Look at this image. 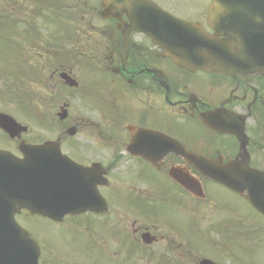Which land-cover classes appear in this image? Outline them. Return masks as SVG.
I'll return each instance as SVG.
<instances>
[{
    "label": "rangeland",
    "instance_id": "obj_1",
    "mask_svg": "<svg viewBox=\"0 0 264 264\" xmlns=\"http://www.w3.org/2000/svg\"><path fill=\"white\" fill-rule=\"evenodd\" d=\"M54 1L55 5H53ZM159 1L160 4L180 10L182 14L189 15L194 20L199 19L200 12L208 4V0H204V2L203 0ZM98 6L97 0H0V62L3 63L4 58L1 44L6 41L10 31L12 34L16 25L17 28L22 29V35L19 34L16 39L17 32L16 36H13L9 41H27L30 39L28 34H33L35 37L30 40L31 42H35L39 38L43 43L42 37L48 36L49 31L67 32L65 26L61 24L62 17H64L65 20H71L66 25L70 26L72 31L71 42L74 58L71 63H74L73 74L81 81V85L84 83L88 85L90 79L97 81L96 69L99 68L86 59L93 55L102 56L103 53L100 31L107 27L105 22L101 23L98 19L95 11V7ZM87 8L91 9L90 13ZM180 11L179 14H181ZM91 19L96 20L97 24L92 23L91 25ZM23 44L27 47V44ZM79 45H81V54L77 52ZM39 51L41 55L35 58L34 66H31L32 71L29 72L28 77L15 76L11 72L7 76L0 75L2 77L0 83L5 82L7 86L0 90L1 111L13 115L16 120L28 128V131H24L20 138H11L8 133L1 130L3 131L0 132L1 148L12 149L19 154L18 146L22 140L29 143H41L47 138L59 137L63 148L69 154H73L74 158L76 152L81 153V146L75 144L76 141H79L77 139L79 136L70 137L63 131V128L65 130L74 124L72 122H75L74 118L78 115V110L82 115L86 112L90 116L89 120L98 122L104 132L108 130L110 122L123 127L121 122L118 125L115 112L112 113V105L115 110L118 105H123L122 99H120L123 94L110 93V110L108 114L106 112L104 114L105 117L107 116L106 119L91 116L90 111L96 110L95 104L97 103L90 105L89 95L81 93L80 90L76 97L72 94V89L65 85L62 86L61 83L54 88L56 78H52L49 73L60 66L59 61L47 63L45 61L49 58L48 54L44 52L43 48H40ZM93 60L95 61V59ZM90 61L93 62L92 59ZM87 64L91 66L93 73ZM0 70H2L1 65ZM99 70L103 71V69ZM115 84L111 88H114ZM103 101H106V97ZM23 102L26 108L23 106ZM64 102L68 103L69 114L67 119L61 121L58 118V112L61 111ZM11 103L12 105H10ZM261 108L262 105L259 103L254 105L255 112L251 116L253 118L249 119L251 127L258 134L257 130L264 121ZM61 127H63L62 130ZM89 128L81 131V143L84 144L83 151L87 152V147L91 154V149L88 147L91 143L85 138H95L97 135L94 128ZM260 131L259 137L264 141V129ZM85 132L89 134L83 136ZM134 164L135 162L123 163L117 172L123 171L124 166H127L128 171V167L134 166ZM152 179L165 191L162 192L157 185L154 187V181L148 184L144 179L135 180L137 183L133 182V184L137 189H134L132 182L128 184L126 178L122 181L124 185L120 184L116 189L110 190V186L116 184L112 178V184L101 188L102 191H107L109 202H113L114 207L108 212L68 215L63 221L55 222L48 217L33 215L24 210L19 214L18 221L30 231L33 238L40 242L43 250V256H41L43 264H100L103 259L110 260L102 249L110 247L108 243L104 242L105 234L116 231L112 236L119 237L120 234L117 233L119 230L123 234L126 230H130L127 236L131 238L134 218L137 225L142 227L151 224L154 219L156 227L160 232L166 233L169 238L176 237L177 232L180 231L188 239L186 241L189 254L174 259L177 261L169 262V264H198L203 256H219L221 252L218 250L220 249L226 251L223 260L220 259L224 264H264V216L251 207L244 198L237 196L224 186L210 182L207 187L213 199L209 198L207 201L199 203L196 211L183 206L178 208L176 202L168 200L164 204L161 203L168 193L171 198L175 197L174 192L177 188L164 186V175L163 177L154 176ZM131 190L138 192L133 194ZM215 202L219 205H216ZM225 209L228 210L225 215L228 216L227 220L224 218L214 220L213 226H209L212 219L218 217L220 212ZM163 212L165 213L163 214ZM116 216H119L117 220L114 218ZM197 221L202 225L195 226L194 222L197 223ZM205 225L208 226L205 227ZM140 231L137 232L139 237ZM145 247L144 254L140 252L141 258L137 259L134 264H155L149 255L148 245L145 244ZM127 248L123 247L119 251L118 257L112 259L111 263L123 264L125 260H128L130 262L127 264H132V260L125 258ZM156 264L164 263L160 261Z\"/></svg>",
    "mask_w": 264,
    "mask_h": 264
},
{
    "label": "flooded vegetation",
    "instance_id": "obj_2",
    "mask_svg": "<svg viewBox=\"0 0 264 264\" xmlns=\"http://www.w3.org/2000/svg\"><path fill=\"white\" fill-rule=\"evenodd\" d=\"M97 3L99 6L95 7V11L99 14L102 9V0H97ZM90 12L91 9H88V13ZM200 14V21L209 30L208 25H206V16L208 14L207 11L205 13V8H203ZM98 19L101 23L105 22L107 27L100 31L103 53L102 56L93 55L86 60L96 64L99 69H103L102 73L106 74V79H103L101 70L96 69L100 73V81L90 79L88 80V85L85 83L81 85V81L77 79L79 86L73 88L71 92L76 96L77 92L81 90V93L84 92L85 95H89L88 100L90 105L97 103L95 104L96 110L92 109L90 111L91 116H96L100 119H106L107 116L105 117L104 114L105 112L107 114L109 113L110 93L117 92L123 94V97H120L123 105L120 106L117 104L116 110L112 105V113L115 112L118 125L121 122L123 127H119L109 121V126L107 125L109 128L104 132L98 122L89 120L90 116L86 112L82 115L78 110V115L74 118L75 122H72V124L74 123L72 126L77 128L76 135L79 136L77 138L79 141H76L75 144L79 147L81 146V131L87 128L90 129L89 127L95 129L94 132L97 136L90 139L93 144L90 145L91 154L88 152L87 147V152H84L81 147V153L79 151L75 153L74 158L77 161L85 166L101 162L103 167L109 171L120 160L117 155L120 150L119 148L124 149L127 153L125 157L126 163L135 162L134 166L132 165L133 169L128 167V171L126 169L123 172V174L127 173L128 179L141 178L147 175V172H154L155 174L166 173V169L169 166L171 167L174 163L183 162L178 156L172 154L166 158L160 168L150 164L146 160V157L140 154V152L144 151L147 155L151 153L156 155L152 146L146 147L148 139H143L146 137L142 136V142L139 141L137 146L133 145L139 133L146 131L148 134L164 132L170 136H174L182 144L186 145L188 150L199 155L214 157L218 153H221L227 157L235 154L234 145L226 141V139L228 141L231 140L233 143V138H228L226 137L227 135L222 136L212 131H207V136L205 135L204 138H199L200 135H196L197 133H195V131L202 127L200 120L203 113L211 112L222 105H225L231 110H238L236 102H234L235 100L231 99V95L227 90V86L231 82L230 78L223 77V81H221L219 76L215 74L211 75L204 71L188 72L180 67L178 68L172 59L163 55L164 52L162 49L155 46L152 39L146 34L135 32L129 38L124 37L120 26L121 23L127 22L128 20L125 15L120 18L101 17ZM70 22L71 20H65L62 17L61 24L65 26L67 32L49 31L48 36L42 37L43 43H41L39 38L35 42H31L30 40L35 37L33 34H28L30 39L27 41H17L16 39L19 34L22 35V29L20 28H18L16 41H8L10 38L8 35L6 41L1 44L2 56L4 58L3 63H0L2 67L0 75L7 76L11 72L15 76L28 77L27 75L32 71L31 66H34L35 58L41 55L40 48H43L44 52L49 56L45 62L59 61L60 64L59 67H56L49 73L52 78H56V82L53 85L54 88L58 87L57 85L59 83L64 86L66 81L60 74L64 72L74 76V63H71L74 58L73 44L71 42L72 31L70 26L66 25ZM90 23L91 25L92 23L97 24V21L91 19ZM23 43L27 44V47ZM80 47L81 45L77 48L79 54L82 53ZM91 59L93 62L90 61ZM87 66L92 70L89 64ZM60 78L63 80L60 81ZM1 79L2 77H0ZM113 84H115V87L111 88ZM2 87H7L5 82L3 84L0 83V90H3ZM104 97H106V101H103ZM1 112L4 111L0 109ZM133 124L137 130L140 128L138 132H135L136 128L132 126ZM1 130L0 127V132H3ZM88 134L85 132L83 136ZM133 134H136V137ZM217 136L218 142L215 141ZM252 137L255 139L253 141L258 144L256 142V136L254 135ZM262 152H264V149ZM70 156L73 157V154H70ZM109 174H111V171H109ZM174 186V188H177L174 192L175 197L171 198V195L168 193L167 197L162 201L163 204L166 200H169L176 202L178 208L183 206L196 211L199 203L211 198L207 188L206 196L201 198L199 196L195 197L187 189L184 190L178 185ZM107 200L109 202L108 198ZM215 204L219 205L216 202ZM227 212V209L220 212L218 217L212 219L209 226H213L214 220L217 221L222 218L227 220L228 216H225ZM132 223L134 228L131 231V234H133L131 238L127 236L130 230H126L124 234L119 230L117 232L120 234L119 237L112 236L116 231L115 233L105 234L103 238L104 242L108 243L110 247L102 249L110 260L103 259L100 264H112V259L118 257V253L123 247H128L125 258H129L132 260V264H134L137 259L141 258L140 252L144 254V250L146 249L145 244L148 245L149 255H151V259L155 264L160 261H163L164 264H169V262L172 263L173 261L176 262L177 260L174 259L189 254L188 242L186 241L188 239L184 237L182 232L179 231L176 237L169 238L166 233L160 232L158 227H156L157 225L154 223V219L151 224L143 227L137 225L135 218L132 220ZM194 225L198 226L202 224H199L197 221V223L194 222ZM173 229L178 231L175 228ZM138 231L141 233L140 237L138 236ZM218 251L221 252L219 256L209 255L203 256V258L211 259L218 264H224L221 260H223L224 252L226 251L223 249ZM127 262L130 261L125 260L123 264H127Z\"/></svg>",
    "mask_w": 264,
    "mask_h": 264
},
{
    "label": "water",
    "instance_id": "obj_3",
    "mask_svg": "<svg viewBox=\"0 0 264 264\" xmlns=\"http://www.w3.org/2000/svg\"><path fill=\"white\" fill-rule=\"evenodd\" d=\"M105 5L104 15L107 17L116 15L117 10L126 11L131 18V28L147 32L181 67L193 70L204 68L231 75L235 71L260 70L252 55L253 48L247 42H258L264 37V0H212L208 24L214 27L215 36L205 34L200 25L176 20L151 0H106ZM156 19L160 22L153 23ZM221 35L230 39H219ZM261 44L264 49V41ZM0 122L12 135H18L21 128L25 129L13 118L2 114ZM222 131L237 133L240 140L246 141L237 131H228L226 127ZM246 144H242L243 151L236 159H229L226 163L222 157L213 160L196 155L190 156L189 161L200 169L203 176L245 196L264 214V172L251 167L245 151ZM21 151L26 156L21 161L8 153L0 155V186L9 184L12 188L18 183L16 188H20L21 193L27 188L23 199L18 200L10 198L7 190L2 196L0 187V264H38L35 256L39 248L14 217L23 207L55 220L62 219L67 213L104 209L98 201L93 203L92 198L86 199L85 190L89 182L83 179L89 177V171L74 164L75 169L84 171L86 175L83 179L78 178L79 183L68 177H72L74 172L59 159L66 161L67 157L62 156L58 145L51 142L41 146L21 145ZM53 151L56 155H49ZM175 171L171 170V176L183 186L192 188L195 193L202 192L199 181L186 174L177 175ZM23 181H29V185ZM39 195L43 196L42 200H38ZM200 263L210 264L209 260Z\"/></svg>",
    "mask_w": 264,
    "mask_h": 264
}]
</instances>
